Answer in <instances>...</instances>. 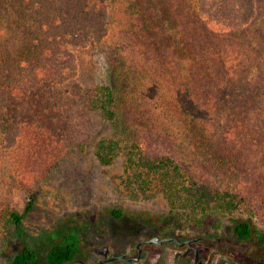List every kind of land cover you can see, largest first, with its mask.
<instances>
[{
	"label": "trees",
	"instance_id": "obj_1",
	"mask_svg": "<svg viewBox=\"0 0 264 264\" xmlns=\"http://www.w3.org/2000/svg\"><path fill=\"white\" fill-rule=\"evenodd\" d=\"M112 2L0 0L2 152L17 147L36 115L60 117L78 100L82 112L113 129L94 155L104 168L120 162L112 175L120 195L162 197L173 233L179 224L219 233L229 220L238 240L255 239L240 218L248 209L241 193L203 183L181 155L186 149L201 158L216 142H232L215 152L223 161L240 154V171L250 159L264 161V0H127V24L141 27L134 33L117 22L122 6ZM96 45L107 49L105 68L84 89L77 52ZM25 213L8 215L20 244L10 264L37 262L22 227ZM257 239L264 243V236ZM45 260L72 262L74 246L55 245Z\"/></svg>",
	"mask_w": 264,
	"mask_h": 264
},
{
	"label": "rangeland",
	"instance_id": "obj_2",
	"mask_svg": "<svg viewBox=\"0 0 264 264\" xmlns=\"http://www.w3.org/2000/svg\"><path fill=\"white\" fill-rule=\"evenodd\" d=\"M111 1L121 3L122 11L118 12L116 20L122 21V28H126L129 3L127 0H108L109 3ZM140 30L141 27L134 25L127 31L134 33ZM106 51L105 46L96 45L77 52L78 83L84 89L92 87L101 78ZM83 107L82 102L75 100L66 105L60 117H49L44 113L36 115L33 121L36 125H30L23 131L25 135L14 150L2 152L4 150L0 146V264H10L20 246L15 226L8 215L13 212L24 214L31 199H34L33 206L25 213L22 227L37 253L36 264H47L45 257L50 247L64 236H71L70 240H73L72 233L77 227L81 236H99L101 233L120 236L137 226L144 225L147 229L157 226L167 217L172 225L170 208L162 197L131 201L116 191L112 175L120 173V162L112 168H104L94 155L96 143L111 136L113 129L98 116L82 112ZM215 144L210 155L193 157L184 149L181 156L191 164L190 168L203 183L241 193L248 209L240 212V218L251 223L256 237L249 241L238 240L229 220L219 233L182 224L178 225L181 229L176 233L191 237L204 232L214 233L221 243L210 240L205 244L217 257L225 255L247 264H264V243L257 239L264 236V161L250 159L248 169L240 171V154L223 161V155L215 153L220 147L233 148L232 142H226V146L220 142ZM152 146L159 148L156 143ZM163 150L168 152V148ZM229 168L231 170H227ZM114 211L121 212V216L115 217ZM55 233H60V237L51 238ZM175 250L173 245L170 264H175Z\"/></svg>",
	"mask_w": 264,
	"mask_h": 264
},
{
	"label": "flooded vegetation",
	"instance_id": "obj_3",
	"mask_svg": "<svg viewBox=\"0 0 264 264\" xmlns=\"http://www.w3.org/2000/svg\"><path fill=\"white\" fill-rule=\"evenodd\" d=\"M170 224L165 220L148 229L141 225L120 236H104V233L99 236H81L78 231H74L73 240H70L71 236H64L50 249L55 245H73L74 260L66 264H170L173 245L176 246L173 255L175 264H247L225 255L217 257L205 244V241L210 240L220 244L221 240L216 234L204 232L196 237L182 232L175 234L171 232Z\"/></svg>",
	"mask_w": 264,
	"mask_h": 264
},
{
	"label": "water",
	"instance_id": "obj_4",
	"mask_svg": "<svg viewBox=\"0 0 264 264\" xmlns=\"http://www.w3.org/2000/svg\"><path fill=\"white\" fill-rule=\"evenodd\" d=\"M172 239H170V241H171ZM180 245H182V243H180Z\"/></svg>",
	"mask_w": 264,
	"mask_h": 264
}]
</instances>
